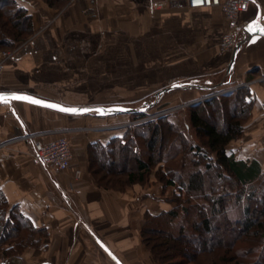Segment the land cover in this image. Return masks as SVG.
<instances>
[{"label": "crops", "instance_id": "obj_1", "mask_svg": "<svg viewBox=\"0 0 264 264\" xmlns=\"http://www.w3.org/2000/svg\"><path fill=\"white\" fill-rule=\"evenodd\" d=\"M16 1L32 16L34 36L4 66L0 93L22 92L65 106L88 107L83 99L99 96L102 85L118 76L132 87H144L151 72L158 80L171 75L196 81L194 77L202 74L223 78L231 61L233 51H220L228 22L218 8L152 13L148 0H75L54 25L36 36L56 11L41 0ZM259 9L264 25V0H255L240 23L254 20ZM244 38L242 33L239 41ZM218 83L214 89H249L252 106L244 132L226 153L247 166L255 163L263 173L264 37L244 44L231 74ZM212 84L206 80V86ZM115 116L121 115L74 116L19 101L0 104V192L48 233L40 248L17 256L20 264H155L141 229L146 213L174 208L163 196L162 185L150 179L148 185L124 192L106 190L90 173L88 146L125 133L115 126L101 127L104 118ZM62 137L73 151L69 170L58 172L33 162L38 144Z\"/></svg>", "mask_w": 264, "mask_h": 264}, {"label": "trees", "instance_id": "obj_2", "mask_svg": "<svg viewBox=\"0 0 264 264\" xmlns=\"http://www.w3.org/2000/svg\"><path fill=\"white\" fill-rule=\"evenodd\" d=\"M42 1L51 9L61 10L71 0ZM33 34V19L28 10L16 0H0V52L26 43ZM237 90L223 98L235 95L250 115L249 89ZM224 105L221 99L213 98L190 106V124L201 145L191 144L175 123L164 116L139 125L142 131L131 127L121 137L88 146L90 173L99 187L124 192L128 187L148 183L156 170L157 180L166 188L177 187L178 200L184 198L183 202L173 201L177 206L169 211L145 214L141 235L156 264H264V172L255 163L247 166L227 155V146L242 136L249 115L246 111L233 114L221 129L210 119L211 114H221ZM207 107L213 108V112ZM170 148L192 152L194 166L185 177L164 168L174 158L165 155ZM232 178L241 186L234 204L239 215L227 211L232 193L224 188L217 190L220 181ZM181 213L186 215L185 222L192 231L181 223L176 235L172 228L184 218ZM218 216L222 221L219 225L212 220ZM222 231L232 232L231 239L219 237L218 232ZM161 232L162 236L158 235ZM216 234L218 239L213 237ZM47 236L44 228L35 227L0 192V255L21 256L28 248H40ZM220 249L222 253L217 254Z\"/></svg>", "mask_w": 264, "mask_h": 264}, {"label": "rangeland", "instance_id": "obj_3", "mask_svg": "<svg viewBox=\"0 0 264 264\" xmlns=\"http://www.w3.org/2000/svg\"><path fill=\"white\" fill-rule=\"evenodd\" d=\"M74 1L75 0H71L61 10L53 9L56 11V16L54 17L53 21H51L48 24H45V28H43V30H41L40 33H37L36 36H40V35L44 34V32L47 30L48 27H51L52 25H54L57 22V20L60 19V17L63 15V13L65 11H67L68 7ZM179 10L165 9V10H160V11H179ZM181 10H186V9H181ZM186 11H188V10H186ZM33 36H34V34H33ZM22 45H24V44H22ZM22 45L16 46L14 49H11V50L1 51L0 57L1 58L4 57L5 53L13 52L14 50H19V48L22 47ZM220 51L223 53H231L229 51H222L221 48H220ZM8 62H9V60L6 61L4 66ZM4 66L0 70V75L4 71ZM121 69L132 70L130 72L138 71V67H134V66L133 67L132 66H122ZM156 76L157 75H155L153 72H151V76H150L151 81H149V83H147V81H146L144 87H138V86L132 87L130 81L121 80L120 76H118L119 79L115 80L117 77L116 76L114 78L115 81H112L110 83H104L102 85L104 90L102 92H100L99 96L84 98L83 100L86 101L88 106H90L92 103L99 102V103L104 104L103 105L104 107L122 106V107H130V108H137V109H143V110H145V106H144L145 102H147L149 104L156 103L149 110H147L143 113H139L140 115H145L143 117L141 116L139 118H136V117H133L132 115H129V114H124V115L115 116V117H108V118L103 119V126H101V127H107V126H113L114 127L115 126L116 127L115 130H123V131H126L128 128L135 127L137 129H140L139 131H142L143 129L138 128L139 125L144 124L148 121H157L160 117L167 116L171 119V121L173 123H175L176 127L179 130H181V132L184 134V136H186L185 138H188V140L190 139L191 144L194 143V144H198V145L199 144L201 145V142L195 136L194 130H193V128L190 124V120H189L190 106L197 105L200 102L211 100L213 98L221 99L222 102H225V105L223 106L221 114H219L218 116L211 114L212 119H210V121L214 125L218 126L221 129L224 128L226 122L228 121V119L231 115H233V114L238 115L242 111H244V112L246 111L247 117L249 115L248 110L242 105V103L239 102L238 98H236L235 95L233 97L229 96L227 98L226 97L223 98L224 96L230 95V93H234V92L237 93L238 92L237 89L235 91L228 92L225 85H223L220 88L204 89V90L189 89L186 91L183 89H177V90H174L170 93H167V94L161 96L159 99L155 98V94L157 92H159L160 90H162L164 88L171 87L172 85H175V84H180V85H192V84H194V85H203V86L205 85L206 86V80L211 79L213 84L208 85V87H214L215 85L220 83V82L218 83L219 80L222 79L224 81V79L226 77V72H225V75L223 78L220 77L221 75H219L214 79L211 76L209 78V76L207 74H202L199 77H194V78H198V79H196V81L195 80L191 81V80H193L191 77H188L184 80L180 79V78L175 79V78L171 77V75L168 76L166 79L158 80V79H155ZM127 78H131V77L128 76ZM193 90H198V91L192 92ZM196 97H198V99ZM206 109L211 113L213 112V108H211V107H207ZM88 116L89 117H97V114L93 112V113L87 114V117ZM83 117H86V116H83ZM248 118H247V120H248ZM137 129L135 132L136 134L138 132ZM145 131H146V129H145ZM177 145L181 146V142H178ZM178 148H180V147H177V150H179ZM181 148H182V146H181ZM177 150H175L174 148H170L169 150L166 151V154H165L166 156L168 155L170 157L171 155H173L172 157H174V158L170 159L169 164L166 163L164 168L166 170L172 169L178 175H182V176L184 175V177H185V175L187 174L189 169H192V167L194 166V164L192 163L193 162V157L191 156L192 152L186 151V150L180 152ZM201 166L203 167V165H201ZM156 173L157 172L155 170V172H153L150 179L152 181H154L155 184L162 185V187L164 189L161 191L163 192V196L166 195V201L169 204L171 203L176 207L177 206L176 202L172 203L173 201H182V202L185 201L183 197H181V200H178L177 194L179 193V190L177 187L170 186V187L166 188L162 184V182L157 180V178L155 176ZM149 182L144 184V185H140V186H146L149 184ZM256 185L259 186V182H256ZM222 188L227 189V191L232 193L231 196L233 199H231V202H229L227 204V209H228L227 211L229 213L234 214V215H239V213H238L239 209L234 204H235V197H236V195H238L240 193L241 186L239 185V183H237L235 181V179L232 178L227 182H223V181L221 182L220 181L219 185L217 187V190H220ZM259 194H260V192H259ZM259 194H258V196H259ZM205 205H208V204H205ZM179 208L182 209L183 206L181 205ZM181 215H183V213H181ZM183 216H184V218L178 220L177 223L174 224V228H172L173 233L176 235L178 234L177 233L178 232V225L181 223L186 224V226H187L186 229L188 231H192L190 228V225L187 224V222H185V216L186 215L184 214ZM210 216L212 217V215H210ZM220 217L221 216H218L216 218H212L213 222L218 224V225L222 224ZM222 232L221 233L218 232L219 237H220V235L222 237H225L226 241L231 239L230 236H231L232 232L231 233H230V231L229 232L225 231L226 233L224 231H222ZM162 233L163 232H161V234H158V235L162 236ZM218 235L216 234V236H213V237L218 239L219 238ZM207 237L209 239L210 235H208ZM207 237H206V239H207ZM157 243H161V241L157 240ZM216 253L217 254L222 253V249H220V251L216 252ZM152 259H153V256H152ZM0 260L7 261L6 264H20V259L17 257H15V258L14 257L4 258V257L0 256ZM153 261H154V259H153ZM242 261H244V260H242ZM154 263L156 264L155 261H154Z\"/></svg>", "mask_w": 264, "mask_h": 264}, {"label": "built area", "instance_id": "obj_4", "mask_svg": "<svg viewBox=\"0 0 264 264\" xmlns=\"http://www.w3.org/2000/svg\"><path fill=\"white\" fill-rule=\"evenodd\" d=\"M148 2L152 13L165 9H186L189 12L208 8L220 9L228 22V32L223 36L220 48L222 51L231 52L237 46L242 33H244V26L240 23V17L250 12L254 0H148ZM17 51L5 53L4 57H0V70L7 60L14 57ZM32 160L37 165H44L58 172H65L71 168L73 161L71 144L65 137L46 144H38L35 147ZM75 177L76 179L81 178L80 171L75 172ZM6 262L0 260V264H6Z\"/></svg>", "mask_w": 264, "mask_h": 264}, {"label": "water", "instance_id": "obj_5", "mask_svg": "<svg viewBox=\"0 0 264 264\" xmlns=\"http://www.w3.org/2000/svg\"><path fill=\"white\" fill-rule=\"evenodd\" d=\"M261 29H264V25L262 24V12L259 9L258 13L255 17L254 20H252L251 22L247 23L246 25H244L243 27V32L245 34V38L241 41L238 42L237 46L235 47V49L233 50L232 53V57H231V61L230 64L228 66V69L226 71V76H229L234 68V64L236 61V58L240 52V50L242 49L244 44H254L256 43L258 40H260L262 37H264V32L261 31ZM224 83H221V85H223ZM219 86V85H218ZM216 86V88L218 87ZM177 89H183V90H189V89H214V87H208V86H203V85H180V84H175L172 85L171 87L168 88H164L162 90H160L159 92H157L155 94V98L159 99L161 96L170 93L174 90ZM0 95L5 96V97H12V96H24V97H28L32 100H38L41 101L40 104H34L29 102L28 100H11L9 99L7 103H11L13 101H19V102H23V103H28V104H32V105H36V106H40V107H44V108H48L51 109L53 111H57L63 114H67V115H84V114H88V113H96L97 116L100 117H105V116H112V115H122V114H139V113H143L147 110H149L151 107H153L156 103H152L149 104L147 102L144 103L145 106V110L143 109H137V108H130V107H122V106H110V107H102V106H88V107H70V106H65L53 101H48V100H44L41 99L37 96L28 94V93H22V92H3L0 93ZM7 103H0V104H7ZM48 105H53L55 107H49ZM61 108H67V109H75V112H66V111H61L59 109Z\"/></svg>", "mask_w": 264, "mask_h": 264}, {"label": "snow or ice", "instance_id": "obj_6", "mask_svg": "<svg viewBox=\"0 0 264 264\" xmlns=\"http://www.w3.org/2000/svg\"><path fill=\"white\" fill-rule=\"evenodd\" d=\"M255 2V0H254ZM262 32H264V29H261ZM11 99V100H28L29 102L31 103H34V104H40L41 101H38V100H32L28 97H24V96H12V97H5V96H2L0 95V103H7L8 100ZM49 107H55L53 105H48ZM61 111H66V112H75L76 110L75 109H67V108H61L59 109Z\"/></svg>", "mask_w": 264, "mask_h": 264}]
</instances>
